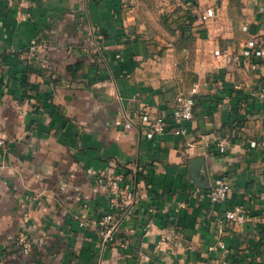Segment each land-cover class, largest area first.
Segmentation results:
<instances>
[{
  "label": "crops",
  "instance_id": "0c3cea01",
  "mask_svg": "<svg viewBox=\"0 0 264 264\" xmlns=\"http://www.w3.org/2000/svg\"><path fill=\"white\" fill-rule=\"evenodd\" d=\"M243 3L237 36L229 0H0V264H218L220 243L230 264H264V62L238 61L264 37V0ZM195 87L194 119L154 134L147 117ZM105 172L138 195L109 242L78 221L108 210ZM220 181L232 191L215 207ZM238 205L248 221L228 226Z\"/></svg>",
  "mask_w": 264,
  "mask_h": 264
},
{
  "label": "built area",
  "instance_id": "2783aa9c",
  "mask_svg": "<svg viewBox=\"0 0 264 264\" xmlns=\"http://www.w3.org/2000/svg\"><path fill=\"white\" fill-rule=\"evenodd\" d=\"M23 4H29L30 0H21ZM11 3V0H9ZM30 13L19 12L20 18H30ZM217 16L214 8L207 9L201 16L204 22L214 19ZM41 50V47L33 42L29 48L30 55H37ZM216 59L220 67H226L233 62V56L224 51H218ZM241 59L247 62V66L251 71H257L262 67L264 62V37L252 39L247 43V49L242 52L238 61ZM42 68L46 69V65L42 63ZM199 93L197 87L187 93L177 96L174 107L171 110L169 116L159 117H147L146 121L148 128L156 135H163L167 128L170 126H178L183 123L191 122L195 116L196 96ZM176 135L181 136L184 134V130L178 129L175 132ZM7 143L4 139H0V149H6ZM136 173V170H134ZM126 172L112 173L105 172L97 174L96 180L100 186H102L108 196V210L104 212L100 217L95 220H88L83 218L79 221L81 228L92 229L97 232L105 242L113 241L116 238L115 230L121 224V222L129 216L134 206L138 203V195L136 191L131 188L130 184H127ZM232 191V187L229 182L220 181L214 189H212L208 196L211 203L215 206H222L228 200L229 194ZM153 213V211H151ZM155 213L150 216L145 229L149 230L154 225ZM249 208L246 205H238L233 208H229L225 213V219L228 226L243 224L248 221ZM166 243L172 244L173 238L167 237ZM120 247L126 250L131 245V240L127 237L120 238ZM17 243L20 246L22 252L28 255L32 251V242L27 233L22 232L17 239ZM219 247L224 252L225 256L218 264H230L228 260L229 248L224 243H220ZM258 262L262 263L261 257L258 258Z\"/></svg>",
  "mask_w": 264,
  "mask_h": 264
},
{
  "label": "rangeland",
  "instance_id": "374dc122",
  "mask_svg": "<svg viewBox=\"0 0 264 264\" xmlns=\"http://www.w3.org/2000/svg\"><path fill=\"white\" fill-rule=\"evenodd\" d=\"M240 5H241V7L239 9L235 7L232 10V18L234 20L233 27L235 29V32H236L235 34H237V36H238V34H240V35L242 34L241 33L242 32V25L245 24V16L243 14V10L241 9L242 6H244L243 0H240ZM239 11H240V13H239ZM240 35H239V37H240Z\"/></svg>",
  "mask_w": 264,
  "mask_h": 264
},
{
  "label": "trees",
  "instance_id": "16d2710c",
  "mask_svg": "<svg viewBox=\"0 0 264 264\" xmlns=\"http://www.w3.org/2000/svg\"><path fill=\"white\" fill-rule=\"evenodd\" d=\"M229 2H230V4H229V17L233 20V18H232V10L235 7L238 8V9L241 7L240 0H229ZM241 9L243 10V6H242ZM239 13H240V11H239ZM233 23H234V20H233ZM188 29H189V27L182 28V33H186V30H188Z\"/></svg>",
  "mask_w": 264,
  "mask_h": 264
},
{
  "label": "water",
  "instance_id": "95a60500",
  "mask_svg": "<svg viewBox=\"0 0 264 264\" xmlns=\"http://www.w3.org/2000/svg\"><path fill=\"white\" fill-rule=\"evenodd\" d=\"M199 164H200V161L194 162V165H199Z\"/></svg>",
  "mask_w": 264,
  "mask_h": 264
}]
</instances>
